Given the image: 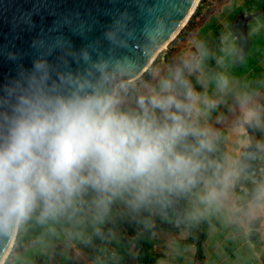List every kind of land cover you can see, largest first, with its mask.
Instances as JSON below:
<instances>
[{"label": "clouds", "instance_id": "clouds-1", "mask_svg": "<svg viewBox=\"0 0 264 264\" xmlns=\"http://www.w3.org/2000/svg\"><path fill=\"white\" fill-rule=\"evenodd\" d=\"M125 28L122 14L105 30V40L126 47ZM164 31L158 19L143 35L151 45ZM33 47L39 54L31 67L8 54L17 62L16 75L0 86V237L31 219L51 227L85 211L94 223H103L116 200L133 213L163 210L171 197L200 184L204 207L193 210L194 218L221 204L239 176V161L230 155L212 158L222 134L206 121L231 90L226 69L235 45L222 41L217 55L205 41H193L195 50L182 53L155 85L145 84L134 107L127 106L131 57L88 47L77 51L60 36L47 43L37 39ZM58 50L57 60H50ZM209 59L225 70L206 71ZM193 75L203 88L213 85L216 94L198 92L189 79ZM257 95L236 97L237 134L245 135V126L264 128ZM89 193L94 196L86 201ZM256 195L264 198V185Z\"/></svg>", "mask_w": 264, "mask_h": 264}, {"label": "rangeland", "instance_id": "rangeland-1", "mask_svg": "<svg viewBox=\"0 0 264 264\" xmlns=\"http://www.w3.org/2000/svg\"><path fill=\"white\" fill-rule=\"evenodd\" d=\"M236 4H239V7H236ZM263 5L264 0H204L198 14L189 24L187 22L183 31H180L181 36H176L168 43L141 76L127 80L129 88L127 106L134 107L135 98L146 91L144 85H155L159 76L166 74L169 67L178 62L182 53L194 51L193 41H205L209 49L217 55L222 47V41L223 46L228 48L235 45L236 51L226 69L232 79L231 90L224 96L223 103L210 114L206 123L222 134L220 140L223 142H226L229 134L236 136L234 151L231 137L227 144L230 148L229 155L233 153L231 155L233 159L239 161L244 149L247 148L257 155L258 161L261 159L263 167L264 128L245 126V135L233 131V124L240 116V107L236 100L238 95L256 93L258 101L264 105V12L256 15ZM223 70L225 69L217 68L215 59L207 61L206 71ZM189 79L198 92L207 91L209 96L216 94L211 84L207 89L203 88L197 82L196 75ZM201 123L205 121L202 119ZM242 140L247 141L244 146ZM263 174L264 167L259 170L257 176L262 177ZM234 185L218 207H213L202 216L195 218L192 216L199 222V229L208 232L204 248L208 257L207 264H260L253 251L256 249L260 252L262 243L255 239L254 244L250 245L240 221L235 222L232 219L231 195L235 191ZM202 189L203 186L187 198V203L193 210L204 207L198 200V193ZM236 193L245 194L244 189H237ZM93 196V193H89L85 200L90 201ZM125 205L123 200L114 201L103 223L99 224L93 222L92 213L88 211L71 221L61 220L51 227L41 225L34 219L32 222L28 220L27 224L29 223L30 227L26 230L27 234L35 237L37 242L29 246L20 258L25 264H33L35 254H38L36 258H44L45 264L49 263L50 258H62L63 264L68 258L72 260L70 264H95L88 251L79 244L114 217ZM172 209L168 221H178L179 224L177 227H163L154 234L152 251L164 256L156 264H193L195 247L180 243L188 236L184 215L173 204ZM120 239L121 233L111 237L101 248L100 256L107 258L106 264H137L136 250L133 246L126 254L120 252L118 247ZM18 246L15 245L16 248ZM15 253L16 251L12 253L10 251V258H13Z\"/></svg>", "mask_w": 264, "mask_h": 264}, {"label": "water", "instance_id": "water-1", "mask_svg": "<svg viewBox=\"0 0 264 264\" xmlns=\"http://www.w3.org/2000/svg\"><path fill=\"white\" fill-rule=\"evenodd\" d=\"M199 2L200 0H0V86L16 75L17 62L8 59L9 53L18 55L19 62L25 67H31L32 59L39 54L33 47V42L41 39L47 43L57 36L63 37L77 51L88 47L105 55L131 57L134 60V71L127 80L136 79L151 65L161 47L166 43L165 49L180 33ZM122 14L126 28L121 36L127 40V46L114 47L105 40L104 33L113 19ZM158 19L165 23L164 34L158 42L149 45L143 35L144 29ZM59 55L58 50L49 59L56 61ZM68 59L75 69L77 65L72 62L71 57ZM243 161L250 162L252 168L246 174L253 176L258 170L257 155L246 149L239 165ZM157 214L168 218L172 214V207L168 203L163 210H157ZM17 231L18 229L16 234ZM13 234L0 237V260L10 243L12 245Z\"/></svg>", "mask_w": 264, "mask_h": 264}, {"label": "trees", "instance_id": "trees-1", "mask_svg": "<svg viewBox=\"0 0 264 264\" xmlns=\"http://www.w3.org/2000/svg\"><path fill=\"white\" fill-rule=\"evenodd\" d=\"M204 0H200L195 11L190 17L188 24L191 20L198 14L201 4ZM264 12V5L258 10L257 14ZM187 26V25H186ZM185 26V27H186ZM185 27L183 29H185ZM182 29V31H183ZM179 33L177 37H180ZM224 142L219 140L217 144V151L212 154V158L216 160H222L225 155H228L226 151ZM211 173L209 172L208 175ZM203 184L197 186L193 189L191 193L182 194L178 196H173L170 198V206H175L176 209L180 210L184 215V220L186 223V228L189 233V237L182 240L180 243L182 245H194L195 246V256L193 264H204L205 254H204V242L208 237V232L205 229H199V222L193 219L191 213L193 212L192 207L187 203V198L196 192ZM262 185L260 182L254 181L253 178H248L244 174H239L235 182V190L239 187L246 191V198L244 201L240 202L238 205L242 206L244 211L248 210L246 205L247 202L261 203L263 198H257L256 189L258 186ZM94 194V193H93ZM173 210V209H172ZM172 215V214H171ZM241 213L235 211L233 218L236 219L240 217ZM246 219L245 216H242ZM168 218H162L155 212L141 211L139 213H133L127 206L121 209L114 217L102 225L97 231L92 233L84 242L79 245L88 251L91 259L95 261V264H106L107 258L100 256L101 248L104 244L114 235L121 233V239L118 243V247L121 253L126 254L129 252L130 247L133 246L136 250V262L138 264H156L160 258L164 256L158 252H153L152 247L154 245L153 236L154 234L163 227H177L178 221H168ZM262 220L261 216H257L248 221L250 227V234L252 237H259L260 233L257 229L260 227V222ZM215 223L214 220H212ZM22 225V224H21ZM21 225L18 227L16 239L14 245L11 249V253L18 250L15 245H18L21 241ZM57 251V248L55 249ZM10 255L5 260L4 264L8 261ZM261 260L264 263V253L261 255ZM71 258L65 262L67 264L71 263ZM64 263V264H65ZM38 264H41V260L38 259ZM55 264V263H54Z\"/></svg>", "mask_w": 264, "mask_h": 264}, {"label": "crops", "instance_id": "crops-1", "mask_svg": "<svg viewBox=\"0 0 264 264\" xmlns=\"http://www.w3.org/2000/svg\"><path fill=\"white\" fill-rule=\"evenodd\" d=\"M240 3H242V2H240ZM236 7H239V4H236ZM229 137H231L232 138V141L234 142V145H233V151H234L235 150L234 149L235 140H236V136L235 135L229 134L227 136L226 142H224V144H225V146L228 144ZM243 141H245V140H242L241 143H243ZM244 145H245V143H243V146ZM246 149L247 148H245L244 151ZM226 151H228V155H229L230 148H229L228 145L226 147ZM244 151H243V153H244ZM257 162L259 163V164H257L258 165V172H257V174H259V170L262 169L264 166L262 167L263 164L260 163L261 162V159L259 161L257 159ZM257 177H258L257 178V182H260L262 185H264V174L262 175V177H259V176H257ZM234 187H235V185H234ZM238 189H243V188L239 187ZM244 192H245V194H239V193L237 194L236 193V190H235L234 193L231 195V198H232V201H233L232 219L235 222H237V220L240 221V225H241V227L244 228V231H245L246 236H247V241L249 242L250 245L254 244L253 242H254L255 239L259 240L262 243L261 244V250H260V252H257L256 249H254L253 252L256 253V260L258 261V263L264 264L263 261L260 258L261 255L264 253V200L261 203H252L251 201L247 202L246 205L248 207V210L247 211H244L243 208H242V206H239L238 205L240 202L244 201L245 198H246V191L244 190ZM126 206L127 205H125L124 207H126ZM235 211H239L241 213L240 217H238L236 219L233 218V214H234ZM242 216H245L246 219H243ZM257 216H261L262 217V220L260 222V227L257 229V231L260 233V236L258 238L251 236V234H250V227L248 225V221L251 220V219H253V218H255V217H257ZM29 222H32V219L29 220ZM28 224H27V221H26V222H24L21 225V233H20V239H21V241L18 244L19 245L18 246V250L16 251L14 257L13 258H9L8 261L5 264H25L24 261L22 260V258H20V256L23 254V252L25 250H27V248L29 246H31L32 244H36V242H37L35 240L36 239L35 237H32L31 235H28L27 234V231L26 230L29 229V227H30V225L28 226ZM188 237H189V233H188V236L185 237V238H183V239H186ZM205 242H204V248H205ZM19 247H20V249H19ZM204 254H205V252H204ZM37 256H38V254H35L34 255L35 262L33 264H38V259L41 260V264H45L44 258H36ZM207 260H208V257L205 255L204 264H207ZM62 261H63L62 258H58V259L57 258H50L48 264H54V263L55 264H63Z\"/></svg>", "mask_w": 264, "mask_h": 264}, {"label": "flooded vegetation", "instance_id": "flooded-vegetation-1", "mask_svg": "<svg viewBox=\"0 0 264 264\" xmlns=\"http://www.w3.org/2000/svg\"><path fill=\"white\" fill-rule=\"evenodd\" d=\"M238 167H239V170H240V174H244L246 177L253 178L254 180L258 178L257 177L258 170H257V172L253 176H251V177L247 176L246 173L250 172L251 171V168H252V165L250 164V162L243 161L241 165L238 164Z\"/></svg>", "mask_w": 264, "mask_h": 264}, {"label": "bare ground", "instance_id": "bare-ground-1", "mask_svg": "<svg viewBox=\"0 0 264 264\" xmlns=\"http://www.w3.org/2000/svg\"><path fill=\"white\" fill-rule=\"evenodd\" d=\"M164 46H166V43L161 47L162 49L160 50V52L159 53H161L162 51H163V48H164ZM158 53V54H159ZM132 80V79H131ZM231 141V140H230ZM16 232V231H15ZM14 232V234H13V238H12V245H13V242L15 241V239H16V233ZM12 245H11V243H10V245H9V248L7 249V251H6V253L4 254V256L2 257V259L0 260V264H4V262H5V260H6V258H7V256L9 255V252H10V248L12 247Z\"/></svg>", "mask_w": 264, "mask_h": 264}]
</instances>
